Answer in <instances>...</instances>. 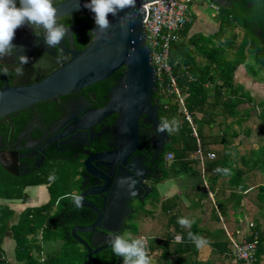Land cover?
<instances>
[{
    "label": "flooded vegetation",
    "instance_id": "af4514ba",
    "mask_svg": "<svg viewBox=\"0 0 264 264\" xmlns=\"http://www.w3.org/2000/svg\"><path fill=\"white\" fill-rule=\"evenodd\" d=\"M63 1L54 0V6ZM237 1L227 0V8H233ZM17 7H19V0H17ZM60 22L65 27H69V30L67 38L59 45L63 49V57L59 61L57 60L59 50L48 47L42 29L40 36H35L34 29L27 24L16 30L13 43L17 46V54L26 55L30 58V62L23 66L24 75L18 76L14 71L17 66L16 56H6L5 62L9 63L7 64L9 73L0 75V89L6 84L19 86L23 80L32 84L38 77L42 79L48 73L55 71L70 59L67 49L71 40L74 48L78 51L87 46L91 39L90 30L87 27L95 25L92 12L69 14L60 17ZM262 44L264 45V40ZM21 47L24 51H20ZM36 61L40 65L41 62L43 64L39 73L32 70V65ZM117 71L119 76L116 79H113L114 74L107 78L109 81L115 80L111 86L100 81L79 92L57 98L55 101L34 104L18 113L0 119V156L4 163L0 162V173H4L6 179L9 178L17 182L23 190L24 197L29 188L36 187L31 183L39 180H44L45 183L40 185L47 186L50 198L57 189L65 191V194L61 196L63 197L68 193L83 194L91 189L99 188L103 185L100 175L114 180L119 166L113 167L112 163L92 158L95 155L119 151L117 146L119 139L116 138L113 128L118 114H112L89 128L88 126L80 127L88 124L89 112L97 111L109 102L111 90L124 72L122 68ZM143 120L142 116L139 122V147L132 153V156L135 162H141L144 169L148 170V172L145 171L144 176L146 177L142 184L148 187L152 193L154 189L151 184L161 179L167 169V164L163 162L167 144L158 148L156 143H153L155 138L153 131ZM89 157L92 159L89 161V166L97 175H91L88 171L86 160ZM127 160L130 161L131 157ZM124 171L130 174L128 171ZM143 191L142 193H145V190ZM151 193L141 201L138 198L128 199L126 203L128 213L123 217L118 232L100 228L96 230L109 237L113 233H122L123 231H127L130 235L132 229L129 222L136 215V206L144 204ZM106 195L107 192L87 195L84 201L101 210L107 204L108 197L106 198ZM61 197L53 209V215H51V217H55V222L51 226L54 231L68 228L67 220L74 224L71 229L75 226H90L95 221L96 214L92 210L84 207L77 208L70 199ZM138 197H143V194ZM129 215L131 218L127 219ZM85 219H90L91 222L85 225L83 224ZM78 236L94 248L91 233H78ZM98 245L102 246L103 244L99 243ZM82 249L84 250L83 247ZM108 250H111L110 247L101 252ZM94 258L96 262L93 263L100 264L96 255ZM117 260L118 257L116 264ZM121 260L123 261L122 257Z\"/></svg>",
    "mask_w": 264,
    "mask_h": 264
},
{
    "label": "water",
    "instance_id": "95a60500",
    "mask_svg": "<svg viewBox=\"0 0 264 264\" xmlns=\"http://www.w3.org/2000/svg\"><path fill=\"white\" fill-rule=\"evenodd\" d=\"M156 1L158 0H137L135 8L118 11L116 16L109 14L108 19L111 27L106 31H100L96 24L87 27L90 32L96 31L97 33L90 39L87 46L78 51L74 48L71 40L67 49L70 59L44 78L39 79L38 77L32 84L26 83L24 80L20 82L19 86L6 84L0 89L1 119L34 104L55 101L57 98L79 92L83 88L109 78L120 68L124 71L111 90L109 102L103 108L89 112L88 124L80 127L88 126L89 128L112 114H118L113 128L116 138L119 139L117 145L119 151L95 155L92 158L112 163L113 167L118 165V172L113 181L100 175L103 185L81 194L85 198L87 195L107 192V204L99 210L96 206L84 201L83 207L92 210L96 214V219L90 226H75L70 231L71 237L87 253L86 260L82 264L96 262L94 256L109 248L107 243L109 236L96 229L118 232L123 217L128 213L126 205L128 199L138 198L141 201L151 193V190L142 184L146 177L144 176L145 171L148 172V170L144 169L141 162H135L132 156V153L139 147L140 118L143 116V122L150 126L153 136H155L153 143H156L158 148L170 142V137L166 132L159 134L156 132V127L159 124L158 111L157 106L152 103L153 95L157 91L156 76L150 59V51L145 43L143 25L144 6ZM208 1H211L217 8H227V0ZM86 3H90V0H64L55 6L58 17L89 11L84 7ZM121 18H125L123 27ZM17 55V53L14 54V56ZM0 63L9 64L5 62V57L1 59ZM42 67V62L40 65L36 61L32 65V70L39 73ZM231 152V161L234 162L237 157L235 146L231 147ZM130 157L131 160H127ZM92 159L89 157L86 164L89 173L95 175L96 173L89 166V161ZM0 162L3 163L1 156ZM124 170L130 174L125 173ZM143 190L145 193H142ZM141 194L143 197H138ZM130 218L131 215L127 216V219ZM78 233H91L94 248L80 238ZM99 243L103 245L99 246ZM117 264H123L121 257H118Z\"/></svg>",
    "mask_w": 264,
    "mask_h": 264
},
{
    "label": "trees",
    "instance_id": "16d2710c",
    "mask_svg": "<svg viewBox=\"0 0 264 264\" xmlns=\"http://www.w3.org/2000/svg\"><path fill=\"white\" fill-rule=\"evenodd\" d=\"M221 16H226L224 25L229 28L234 25H238L240 29H243V38L239 45L235 46V40L237 36L232 35V42L230 43L233 55L231 59H227L221 53L220 55L214 56L213 64L215 63L216 68L212 67V61L208 63L207 70L202 72V75L190 73L182 75L181 78L175 77V69L173 65L180 59L181 51L180 46L177 47V43L172 44L170 49V64L172 65L173 75L176 79L177 87L183 95L184 108L191 118V123L186 119L183 114L182 108L180 107L175 95L168 92H162V89L156 83L157 91L153 95L152 103L157 106L158 120L161 117H167L172 119L175 117L180 121V129L178 132L173 133L170 137V142L173 143L172 148L167 149L165 153L171 152L173 154V160L171 161L170 169L174 175L179 170L187 169L189 163H193L195 158H188L197 148V141L202 146L204 142V127L211 125L207 123L205 118L215 120V117L222 116L224 121L220 125V134L218 142L225 146L231 155L230 146L243 131L249 133V129H246L244 123L250 118V110H240L239 106L245 101H251L249 94L244 92L241 86H235L233 83V76L237 68L243 64L246 60V54H250L254 61V65L259 69L264 70V0H238L233 8L220 9ZM223 30L220 31L222 33ZM235 46V47H234ZM118 71L114 73L113 79L118 77ZM115 80L107 79L102 83L107 85H113ZM216 82H220V85H216ZM213 84L212 88H208V84ZM224 91H226L224 94ZM214 97L217 101H220L224 96L228 97V102L222 105L218 109V105L215 104L214 108H210L211 104H208L209 97ZM259 111L256 112V116L261 121L264 129V103L257 104ZM251 110H256L252 107ZM202 115L201 120H198L196 114ZM229 120V122H227ZM194 133L196 137L194 136ZM217 137V136H216ZM193 156V155H192ZM238 158V157H237ZM236 158V159H237ZM231 161V157L224 161L222 168L233 169L232 165L236 164ZM236 172V177L239 176ZM235 182V177L233 179ZM45 183L44 180L32 182L31 185H39ZM264 187L260 188L263 191ZM61 190L59 191L60 194ZM62 193V192H61ZM61 195V194H60ZM232 208L233 211H237L240 208V201L242 195L236 196ZM24 199V193L18 183L12 181L9 178H5L4 173H0V264H9L4 259V250L2 248L3 241L8 235L9 231L12 233V239L16 243V256L22 257V261L25 260L26 264H33V260L29 256V250L35 244L34 236L38 230L43 228V225L47 222L48 229L42 230V239L47 240H59L62 242V246L67 248H78L79 244L69 234L71 227L74 225L72 221L67 219L68 228L62 231L57 229L56 231L51 230L52 224L55 222V217H51L48 220L42 214L44 209H32L26 208L21 214L18 221L14 225H10V221L13 219L15 212L9 207L7 203L3 201H16ZM166 204V203H165ZM164 204V205H165ZM170 209L168 205H165V212L169 213ZM219 209V207H218ZM220 210V209H219ZM221 213V211H220ZM216 216V215H215ZM216 222L219 223V218L216 216ZM178 218L173 216L168 221L169 228H173L174 234H179L180 241H173L172 238H167L166 241L156 240L154 245H150L152 253L158 252L159 264H199L197 261V250L196 245L188 238V232L191 231L194 234L202 236L200 229V222H196L190 229L184 231L181 226L177 223ZM91 222L90 219H85V225ZM205 238V236H202ZM257 242L254 250L253 264H262V257L264 256V238L259 237L256 232L250 233L245 242ZM244 242V241H243ZM238 243V244H242ZM218 243V242H217ZM217 245V250L214 256L226 254L227 258H232V247L233 245L229 240L220 242ZM235 244V243H233ZM237 244V243H236ZM232 245V246H231ZM81 248L79 254L83 256L82 264L86 260L87 253ZM78 253V252H77ZM100 264H116L117 256H115L111 250L100 252L96 255ZM21 259V258H20ZM19 261V260H18ZM153 261V260H151ZM237 262V261H236ZM37 263V262H36ZM239 263V262H238ZM40 264H54L52 257H46L44 262ZM94 264V263H91ZM240 264V263H239Z\"/></svg>",
    "mask_w": 264,
    "mask_h": 264
},
{
    "label": "crops",
    "instance_id": "0c3cea01",
    "mask_svg": "<svg viewBox=\"0 0 264 264\" xmlns=\"http://www.w3.org/2000/svg\"><path fill=\"white\" fill-rule=\"evenodd\" d=\"M207 5L212 10L211 17L198 10H195L193 13L189 9L190 20L180 32L177 47L180 46L181 57L173 65L177 82L178 78H181L182 75H187L188 77L190 73H195L196 76L202 75V72L207 70L206 66L208 63L212 61L213 64L215 55L222 53L224 57L231 59L233 55V45L231 46L230 44L233 43L232 35L237 36L235 46L239 45L243 38V34L240 35L237 29L232 27L227 28L224 25L219 8L213 6L211 2H208ZM221 30H223L222 33H220ZM212 67L216 68L215 63ZM255 68V70L250 71L247 64L243 62L233 76L234 85L241 86L244 92H247L251 98V101H245L241 104L239 109L250 110L251 112L250 118L244 123L245 128L249 129V133L243 131L230 146V150L231 147H236L238 157L236 158L240 162L239 164L236 163L235 169H230L231 175L224 176L215 171L216 168L224 166V161L228 156L232 159V152L231 155L226 154L224 152L226 147L218 142L221 131L220 125L224 121V117L221 115L215 117L213 121L205 118L206 122L211 125L206 128L204 127L203 130L205 135V144L201 146L203 155L205 156L203 163L191 154L188 155L189 159L195 158L194 162H198L201 165V173L205 177L202 181L203 188L199 187L195 189L196 191H202L200 192L201 196H194L192 201L187 198V200L181 201L179 205L184 206L186 210L189 208L190 211H194V213L191 211L187 213V216L183 215L180 217L195 219V223L200 222L201 235L210 241L209 244L197 250V261L199 264H226V259L231 261L232 264H239L236 261L234 263L232 258H227L226 254L214 256L217 245L226 240H229L232 245L233 243H241L252 232H256L259 237L264 238V190L260 191V188L264 187V160L256 159L259 151L264 148V129L261 121L258 118L255 120L251 114L254 111L251 110L252 107H255V111L257 112L261 109L257 104L264 103V72L258 67ZM257 75H260V79H256ZM220 84V82H216V85ZM212 86L213 84H208V88H212ZM225 92L224 94H226ZM226 102H228L227 96H224L220 101L211 96L208 99V104L213 103L210 108H214L215 104H217L219 109ZM196 117L198 120H201L202 115L197 113ZM254 120L258 123L257 125L260 129H256ZM214 147H219V149ZM209 155H214V158L209 159ZM236 172H238L239 176L235 178L234 182L233 179ZM31 188H36V194L35 198L30 201H23L26 200V196L22 200L3 201L15 212L13 219L10 221L11 226L18 221L20 214L26 208L44 209L45 212L42 211V214L48 220L53 215V209L56 207L59 198L65 194V191L62 190L60 195L59 189H57L50 198L47 186L39 184ZM178 194L181 193L177 190L170 195L172 197L170 200L169 198L165 199L169 208L172 207L168 203ZM238 195H242L240 208L237 211H233L232 206ZM174 206L176 207V205ZM240 212L243 213V216L238 219L235 215ZM215 215L219 218V223L216 222ZM177 217L180 218L179 216ZM46 225L47 222L41 230L37 231V234L33 238L35 244L29 250V256L34 261L33 264H40V262H44L46 257L49 256L44 248L45 241L42 239V230L48 229ZM181 229L184 231L188 230L182 227ZM171 231H173V228ZM12 237V233L9 231L3 241L2 248L4 250L5 261L9 264H26L25 260L22 261V257L20 259L16 256V243L15 241L13 242ZM173 241H180L179 234H174ZM61 246L62 242L59 241L56 244V249H59ZM262 264H264V256L262 257Z\"/></svg>",
    "mask_w": 264,
    "mask_h": 264
},
{
    "label": "clouds",
    "instance_id": "9594fccd",
    "mask_svg": "<svg viewBox=\"0 0 264 264\" xmlns=\"http://www.w3.org/2000/svg\"><path fill=\"white\" fill-rule=\"evenodd\" d=\"M136 3L137 0H90V3H86L84 7L94 13L95 24L103 32L111 27L108 19L109 14L116 16L118 11L135 8ZM124 19L121 18L122 27ZM25 24L34 29L35 36H40L42 29L45 43L50 48L58 49L57 60L62 59L63 49L59 45L67 38L69 27H65L60 22L54 0H19V7H17V0H0V59L17 53V46L13 44V40L16 30ZM96 34V31L89 33L91 38ZM20 51H24V49L21 47ZM16 59L17 66L14 71L18 76H23V66L30 62V58L26 55H17ZM8 73V65L0 63V75H8ZM179 129L180 121L178 119L161 117L156 132L158 134L166 132L171 136ZM215 171L224 176L231 175L229 168L218 167ZM61 198L70 199L77 208L83 207L84 197L77 192L68 193ZM177 223L182 228L190 229L195 223V219L180 217ZM188 238L198 249L210 243L206 238L191 231L188 232ZM107 243L115 256L123 258V264H151L152 257L148 255L147 244L143 238L129 239L127 231H123L122 233H113Z\"/></svg>",
    "mask_w": 264,
    "mask_h": 264
},
{
    "label": "rangeland",
    "instance_id": "374dc122",
    "mask_svg": "<svg viewBox=\"0 0 264 264\" xmlns=\"http://www.w3.org/2000/svg\"><path fill=\"white\" fill-rule=\"evenodd\" d=\"M207 4L208 2L206 0H192V2L188 4V6L190 11L193 13L195 12V10H198L199 12L207 15L208 17H211L210 14L212 13V10ZM225 18L226 16L223 17V20H225ZM233 27L238 30L240 35L243 34V29H240V27H238L237 24L234 25ZM246 55H247L246 61L244 62V64H247L248 69L250 71L255 70L256 66L254 65L252 56L249 53ZM249 66L251 69L249 68ZM262 71L264 72V70ZM257 78L260 79V75H257L256 79ZM251 114L253 118L257 120V117L255 115L256 111L255 110L252 111ZM255 120L253 122L254 125H256V129L258 128L260 129V127L257 125L258 123ZM172 146L173 143L169 142L166 145V151L167 149L172 148ZM214 148L219 149V147H214ZM224 152L226 154L227 153L230 154L226 148ZM263 158H264V148H262L259 151L258 155L256 156V159H260L261 161L264 160ZM163 162L167 164V169L164 171L162 178L156 180L151 184L154 190L149 195L148 199L144 202V204H139L138 206H136V215L133 216L131 221L129 222V225L131 226L132 229L131 234L129 235V239L137 238L139 237V235H145L148 238L150 245L156 244L155 243L156 240L166 241L167 238L169 237L172 238L173 236V233L171 231L172 227L169 228L168 226L169 219H171L173 216H175L176 218H178L177 216L179 217L183 215L187 216L188 215L187 213L191 211L194 213L193 210L190 211L189 208L188 210H186L184 206H179V205L181 201H185L187 200V198L191 199L190 201H192L194 196L197 197L201 196L200 192L202 191L195 190L196 188L199 187L201 189L203 188L202 181L203 178L205 177L201 173L202 172L201 165L198 162L189 163L187 169H182L179 167L177 170L180 169V171L176 173L177 175H174L170 169V165L172 163L166 162L165 159ZM236 163L237 164L240 163L239 159H237ZM236 166H237L236 164H233L232 168L235 169ZM234 177L236 178V175ZM177 190L181 194L175 196V198L172 199L170 203H168L169 206H171L172 208L170 209L171 213H166L165 199L169 198L170 200L172 198L170 197V195L175 193ZM35 194H36V188H29L26 192V200L23 201H30L34 199ZM174 205H176V207ZM242 216H243L242 212L237 213V215H235V217L238 219L241 218ZM51 230L54 232L52 227ZM58 243L59 241L54 242L51 240H47L44 243L45 251L49 255V257H52L54 264H79V262H82L83 256L79 254V252L82 251L80 247L72 249V248H67L65 246H61L59 249H56V244ZM150 257H152L153 260L151 261V264H159L158 252L155 251L154 253L151 254ZM233 260L235 263V259ZM226 264H232V263L231 261L226 259Z\"/></svg>",
    "mask_w": 264,
    "mask_h": 264
},
{
    "label": "built area",
    "instance_id": "2783aa9c",
    "mask_svg": "<svg viewBox=\"0 0 264 264\" xmlns=\"http://www.w3.org/2000/svg\"><path fill=\"white\" fill-rule=\"evenodd\" d=\"M191 2L192 0H158L148 3L144 6L145 17L143 20L145 43L150 51L156 83L163 93L168 92L176 96L183 114L190 123L191 118L184 108L183 95L177 87L169 58L172 44L179 41L180 32L190 20L188 4ZM213 6L215 5L213 4ZM194 136L196 137L195 133ZM192 155L203 163L205 156L199 143ZM173 157V154L168 152L164 159L166 162H171ZM208 158L212 159L214 155H209ZM137 238H143L146 241L148 255L151 256L152 251L148 238L145 235H139ZM256 245V239L252 242L244 241L242 244H233L232 258L240 264H253Z\"/></svg>",
    "mask_w": 264,
    "mask_h": 264
}]
</instances>
